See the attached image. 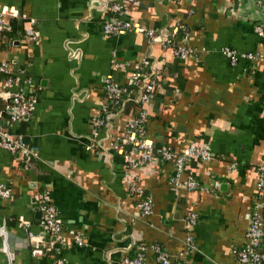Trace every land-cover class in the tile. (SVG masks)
I'll return each mask as SVG.
<instances>
[{
    "label": "crops",
    "instance_id": "1",
    "mask_svg": "<svg viewBox=\"0 0 264 264\" xmlns=\"http://www.w3.org/2000/svg\"><path fill=\"white\" fill-rule=\"evenodd\" d=\"M124 2V0H118ZM35 19V41L19 27L0 34V61L27 64L36 100L30 113L10 123L0 110V126L21 136L37 156L24 168L17 155L0 148V264H48L30 254L19 217L41 240L38 201L52 204L67 237L64 264H121L140 245H154L169 264H243L236 250L244 241L252 205L264 213V186L257 190L256 167L264 156V0H132L118 16L165 33L180 21L195 56L180 58L139 33L104 34L102 23L114 16L109 0H0ZM263 30L261 36L255 27ZM223 46L259 53L255 61L231 65ZM120 65L112 72L122 83L130 69L143 65L159 74L146 105L144 135L156 146L181 151L190 141L210 152L208 160H185L178 179L170 161L154 160L128 168L111 152L95 153L108 135L123 132L134 113L116 114L112 127L93 139L91 118L103 103L102 79L110 55ZM134 91H130L132 101ZM1 103V101H0ZM134 175L151 199V212L134 207L124 174ZM187 178L197 183L184 185ZM195 214L188 230L194 247L186 255L183 216ZM78 234L81 242L72 240ZM264 246V230L262 235ZM143 264H159L149 247Z\"/></svg>",
    "mask_w": 264,
    "mask_h": 264
},
{
    "label": "built area",
    "instance_id": "2",
    "mask_svg": "<svg viewBox=\"0 0 264 264\" xmlns=\"http://www.w3.org/2000/svg\"><path fill=\"white\" fill-rule=\"evenodd\" d=\"M132 0H109V9L114 13L112 18L105 20L101 25L104 34L121 35L127 32L139 33L148 43L159 42L164 47H169L172 53L180 58L186 56H195L197 49L187 44L188 30L184 23L177 21L172 24L165 33H158L152 28L143 26L136 20H120L119 15L126 8V3ZM35 19L21 11L14 4H0V34L10 33L14 26L20 28L23 36L30 41H35L37 33L34 28ZM257 35L263 34L262 28L258 25L255 27ZM220 52L224 58L233 65L237 60L255 61L260 57L259 53L251 51H237L231 47L223 46ZM114 53L110 55V70L102 79L103 103L101 112L106 110V105H121L129 99L130 91H134L132 101L139 104V108L124 122L123 132L118 135H107L105 140L89 142L86 148L98 146L95 153L108 154L115 153L119 155L128 168H136L150 161H170L173 164L174 176L178 179L183 170L184 162L190 157H196L200 160H208L210 152L200 147L196 142L190 141L181 151L173 152L167 147L156 146L151 138L144 135V125L147 122L146 105L152 98L159 74L154 70L146 71L143 65L130 69L124 82H117L112 72L119 69L120 65ZM34 80L29 72L27 64H16L7 60L0 61V101L4 102V108L9 115L8 122L14 123L26 117L36 100V90ZM124 95L125 97H122ZM99 115L91 118L92 132L89 139H93L95 133L100 128H107L106 118L110 113L102 117ZM117 111L115 113L118 114ZM0 148L10 154L17 155L24 168L37 156V149L32 145H25L21 136L9 132L0 126ZM257 180L255 186L257 190L264 186V156L256 167ZM128 192L134 197V207L143 215L151 212V199L145 195L143 189L138 186L136 177L126 172L124 174ZM184 185L188 189L197 187V183L192 178H187ZM9 188L0 184V197L9 196ZM39 217L38 226L47 235L45 241L41 240L34 233L30 232L28 223L19 217V222L27 234L30 243V254L32 256H42L47 251L50 254L49 264H64V258L61 248L67 237L61 233V227L56 217V211L52 204L39 199L38 201ZM184 226L187 232L184 238L185 249L183 254L186 255L194 247L193 239L189 233L195 221V214L188 212L183 216ZM264 230V213L257 203H254L250 212V220L244 234L243 244L236 250V259L243 264H264V246L262 245V235ZM72 240L79 243L81 239L78 234L72 235ZM58 247H57V246ZM149 247L154 251L155 260L159 264H169V258L166 253L157 249L154 245H140L133 256L124 257L121 264H143V254ZM175 264H184L179 258Z\"/></svg>",
    "mask_w": 264,
    "mask_h": 264
},
{
    "label": "trees",
    "instance_id": "3",
    "mask_svg": "<svg viewBox=\"0 0 264 264\" xmlns=\"http://www.w3.org/2000/svg\"><path fill=\"white\" fill-rule=\"evenodd\" d=\"M122 97H125L124 95H122ZM129 102V105L127 106H124V107H121V105H116V106H112L111 104H107L106 105V110L104 112H101L100 113V116L106 118V115H109L110 113H112L113 115H109L106 120H107V126L108 127H112V123H113V119L115 118V113L118 111L120 114L124 113V114H127L129 113L130 111H132L133 109H137L139 108V104L136 103L135 101H128ZM132 109V110H131ZM0 110L2 111V114L6 117H8L9 115V112L7 111V109L4 108V102L1 101L0 103ZM130 117V116H129ZM127 119V118H126ZM126 121V120H125ZM124 121V122H125ZM145 126V125H144ZM57 246V245H56ZM58 247V246H57ZM59 248H61V246L59 245ZM62 249V248H61ZM52 252V251H51ZM50 251H47L43 256L46 257L47 259H49L48 261V264L50 262ZM133 256V255H132ZM131 257V256H130Z\"/></svg>",
    "mask_w": 264,
    "mask_h": 264
}]
</instances>
